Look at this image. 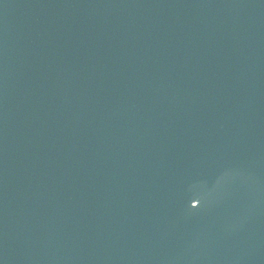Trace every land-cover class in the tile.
<instances>
[{
	"label": "water",
	"instance_id": "water-1",
	"mask_svg": "<svg viewBox=\"0 0 264 264\" xmlns=\"http://www.w3.org/2000/svg\"><path fill=\"white\" fill-rule=\"evenodd\" d=\"M0 264H264V0H0Z\"/></svg>",
	"mask_w": 264,
	"mask_h": 264
}]
</instances>
